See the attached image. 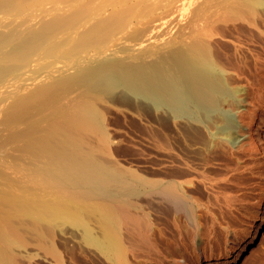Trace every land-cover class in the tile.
<instances>
[{"label": "bare ground", "instance_id": "bare-ground-1", "mask_svg": "<svg viewBox=\"0 0 264 264\" xmlns=\"http://www.w3.org/2000/svg\"><path fill=\"white\" fill-rule=\"evenodd\" d=\"M261 37L264 0H0V264H131L154 246L151 211L194 218L185 151L160 130L163 171L136 167L116 153L107 109L122 98L160 123L232 128L228 54ZM248 123L232 125L234 142ZM263 222L264 196L229 254L194 264L236 263Z\"/></svg>", "mask_w": 264, "mask_h": 264}, {"label": "rangeland", "instance_id": "rangeland-1", "mask_svg": "<svg viewBox=\"0 0 264 264\" xmlns=\"http://www.w3.org/2000/svg\"><path fill=\"white\" fill-rule=\"evenodd\" d=\"M259 39L261 40L255 41L252 43L253 45L250 43L248 46L247 44L246 46L248 47L245 46V49L243 47L237 54L230 52L228 54L230 59H232L234 55L237 57L241 55V58L238 57L239 59L236 56L237 59L233 58L235 62L233 64L238 65L236 67L232 64L231 60H229L234 67L230 64V72L227 74L228 81L229 78L230 80L232 79L233 75L234 80L232 79L229 83H231L232 86L235 85V88H237L235 97L238 99V103L234 98L228 99L226 102H231L228 104L226 103V105L225 102L223 103V107H226L228 110L224 119L225 121L229 120L230 124L232 123V128H227L225 131L220 128L217 131L212 129V132H209L210 130L203 125H200V128H198L199 124L188 122L184 124L185 121L183 122L182 120H175L172 118L174 120L173 122L170 120L171 117H167L170 120L169 122L168 120H164L160 123V119L155 117L160 115L159 111L155 112L156 115L151 110H149V112L146 111L148 117L143 115L144 117L142 118L140 115H137L136 112L132 111L134 107H130L132 103L129 105L127 100L119 97L117 101H113L117 109H107V121L105 122L108 123L111 133L113 132L112 134L119 139L115 147L116 153L121 158H128L131 160L138 168L153 170L156 174H161L163 171L161 170V166L163 167L162 158L164 161L162 150L165 146V138L162 141L163 138L160 137L162 132L159 133V131L162 130L165 132V130H168L166 132L171 134L169 135L172 137V141L177 143L175 144L172 142L171 146L175 148L179 146L181 147V151H185V154L182 152L184 155L182 156L189 165L188 167H182V170L185 177L187 176L186 178L189 180L191 178L190 184L187 185L186 190L188 189V193H190L189 191H193L190 193L191 201L192 199H197V201H195L196 199L193 201L192 215L195 219L191 218L190 220V218H186L190 217L189 215L180 214V212L178 213L179 215L173 211H169L171 213H168L165 208V210H163L162 206L160 209L157 208L151 211L152 218H154L153 226L155 227H153L152 233L154 235H152L151 238L153 240L152 242H154V246L153 243L150 245L154 248L150 245L148 246L151 247L152 250L148 246H140L142 248L139 247V249H137L140 250V252L136 250L137 253L135 251V255H132L137 258H132L128 254V258H130L129 263L194 264L197 256L208 257L211 255L217 258L218 256L229 254L227 248L229 249L233 238L246 233L244 229L247 223L253 218L257 202L263 200L264 196V125L261 123L264 116V44H262L264 38L261 37ZM241 60L243 63L238 64ZM242 101L247 104H244ZM229 104H231L233 108L230 107ZM126 105L127 107H125ZM128 108H130L132 112ZM248 111L249 114H251L250 116L247 114L249 117L244 114V112L247 113ZM152 113L154 117L151 115ZM231 114L236 118L234 119ZM239 115H244L246 118L244 116L242 118ZM249 118L253 120H248ZM244 121L249 123L251 121L249 125V127L251 126L250 138L248 137V139L236 143L232 138L238 137V127L235 129L233 128L235 126L232 125ZM181 124L185 125L183 127H185L186 132L189 131L187 132V137L194 136V140L190 137V141V138H187L186 135L182 141L179 140L181 143L176 139V126L181 127ZM201 127H204L205 130H202ZM152 129H155L156 132ZM152 131L154 132L153 136L150 134ZM197 131H202L203 135L209 132L206 136L207 138L203 135H199L201 133L199 132L198 134ZM234 131H236V133ZM157 134L158 137H155ZM194 134L199 135L198 140H196L197 136ZM201 136H203V139L205 137L206 140H202ZM184 141H187L186 144ZM191 164L197 169H192L193 167ZM157 168L159 169L157 170ZM195 170L200 171H197V173ZM192 171L195 172L196 175ZM191 182L194 185H191ZM204 184H207V189ZM190 185L191 187H189ZM157 211L160 212L158 213ZM174 213L176 215H174ZM192 219L196 221L192 223ZM71 254L72 260L74 259L73 261L77 260L78 263L83 259L82 263L88 264L84 257L81 256L82 259H80V255L77 254V252ZM75 254L78 255V257ZM65 259L67 260V255ZM40 263L45 264L43 261H40ZM234 264H264V222L255 234L254 243L250 245V247L244 248V251Z\"/></svg>", "mask_w": 264, "mask_h": 264}]
</instances>
